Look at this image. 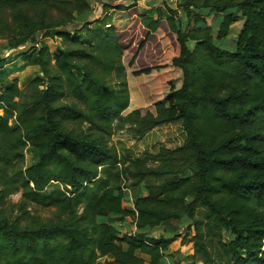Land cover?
Listing matches in <instances>:
<instances>
[{
  "label": "trees",
  "instance_id": "trees-1",
  "mask_svg": "<svg viewBox=\"0 0 264 264\" xmlns=\"http://www.w3.org/2000/svg\"><path fill=\"white\" fill-rule=\"evenodd\" d=\"M100 2L105 25L91 0H0V39L40 69L0 94V182L23 188L20 214H0V264H167L174 230L153 233L173 220L192 232L190 258L264 264V0H180L158 17ZM229 9L244 20L232 43ZM193 10L224 14L216 35L197 13L190 26ZM42 33L61 37L55 52L33 43ZM26 150L38 161L22 167ZM128 184L146 191L133 209Z\"/></svg>",
  "mask_w": 264,
  "mask_h": 264
},
{
  "label": "rangeland",
  "instance_id": "rangeland-1",
  "mask_svg": "<svg viewBox=\"0 0 264 264\" xmlns=\"http://www.w3.org/2000/svg\"><path fill=\"white\" fill-rule=\"evenodd\" d=\"M101 0H91L92 3V10L89 13V19H94L97 17H100L99 21L100 23H97V25H105L111 20V13H105L102 9V3ZM202 1V0H199ZM117 2L125 3V4H135L137 3L139 7L143 10H146L150 13H152L155 17H158L160 15H167L169 11L174 10L178 11V13L182 10L181 7H179L180 0H117ZM233 13L234 14V23L230 27V33L227 36V38L232 39L233 41L238 37L241 27L243 26L244 20L242 19V16L238 14L235 9H229L227 13ZM195 13H197L195 10L192 11V18L190 22V26L195 25ZM199 17H202L204 19L205 26H210L212 30L214 31V35H216V31L219 28L220 23V17H224V14H218L216 12L210 13L208 15H205L199 11L197 13ZM45 33L40 34L37 36L33 43L38 41H44L46 42L51 51L55 52L57 48L62 44V40L60 36H53V37H46L44 36ZM82 38H85L84 35H82ZM6 39L2 38L0 39V57L6 58L11 53H13L14 57L20 56L17 51L9 50L6 47ZM216 43H219L218 40H216ZM188 45L191 49H195L196 41L189 40ZM16 54V55H15ZM19 61V60H18ZM22 60H20L21 63ZM19 63V62H18ZM16 63L15 65L11 64L10 69L7 74L1 73L0 76L3 78V80L8 78V81H10V76L14 77L17 75L18 84L20 87H25L31 79H33L36 75L39 74L38 68L36 66H20ZM25 67V68H24ZM24 68L23 70H21ZM9 76V77H8ZM3 110L0 111V114H3ZM10 125L15 126V120L12 118L9 120ZM131 122L127 121L125 122V125L123 128L117 127L115 130V133L113 134L110 143H114L118 141L119 138L126 139V131L131 127ZM38 161V156L35 155L32 151L26 150L24 152V160L20 164L22 167H28ZM8 176L10 178H13V172L9 171ZM131 181V180H130ZM128 181V182H130ZM134 187V185L128 184L127 191H126V198L123 200V204L126 207L134 208L133 205V197L135 196V193H138L139 190ZM3 189L6 190L4 196L0 198V214L9 216L11 218H15L17 215L20 214V210L18 208V204L23 199V188L20 184L14 183L9 188H6L2 185V182H0V192ZM138 190V192H137ZM143 194H146V191L142 189ZM2 193V192H1ZM28 211L34 215L40 216L44 219L49 218L55 214V208L54 207H44L37 203H29L27 205ZM110 220L112 223H114L116 226L120 227L122 229L123 233H130L133 232V229L135 228L131 222L132 219L129 217L127 218L128 222H124L120 220V217L118 215H115L113 217H110ZM128 224H131V226H127ZM187 224V223H186ZM125 227V228H124ZM189 226L185 225L183 222H180L179 220H173L171 222V226L165 225L162 226L160 229L155 231L153 234L154 236L158 237L160 235H164L166 231V228H172L174 231H172V234L168 236L169 243H168V249L166 251V258L164 259L167 264H196V259L190 258L192 255V249L193 244L189 242L190 237L192 235V232L189 233ZM232 234L228 231L224 232V239L228 241L231 238ZM191 251V252H190ZM139 254L144 257L145 259H148V256L146 254H143L139 252ZM106 258L101 257L98 260L99 264H105ZM149 264V263H146ZM215 264V263H214Z\"/></svg>",
  "mask_w": 264,
  "mask_h": 264
},
{
  "label": "crops",
  "instance_id": "crops-1",
  "mask_svg": "<svg viewBox=\"0 0 264 264\" xmlns=\"http://www.w3.org/2000/svg\"><path fill=\"white\" fill-rule=\"evenodd\" d=\"M231 40V43L233 42L232 41V39H230ZM6 42H7V40H6ZM6 47H7V43H6ZM2 57H0V59H1ZM7 58V57H6ZM19 60V61H18ZM20 60H22L21 61V63H20ZM19 62V63H18ZM16 63H18V65H20V66H25V67H28V66H30V65H27L26 64V61H25V59H24V57L23 56H13V57H11V58H9V59H7V60H5L4 61V64H3V66H0V74L1 73H3V74H7L8 73V71H9V69H10V66H12L11 64H13V65H15ZM24 67V68H25ZM37 68H38V70H40L39 69V67L38 66H36ZM24 68H22L21 70H23ZM39 73H40V71H39ZM9 77V76H8ZM10 78V80H12V79H17L18 77H17V75L16 76H14V77H9ZM7 82H8V78L6 77V79L5 80H3V78L0 76V94H1V92H2V90H3V88H4V86L7 84ZM2 109H0V111H1ZM134 227H135V225L134 224H132ZM131 226V225H130ZM136 229V227L133 229V231ZM191 252V251H190ZM196 264H204L202 261H196Z\"/></svg>",
  "mask_w": 264,
  "mask_h": 264
}]
</instances>
